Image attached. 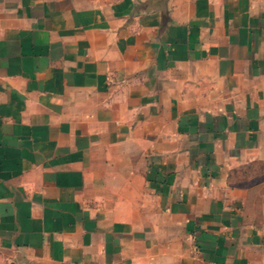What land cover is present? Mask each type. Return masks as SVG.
<instances>
[{
  "label": "crops",
  "instance_id": "1",
  "mask_svg": "<svg viewBox=\"0 0 264 264\" xmlns=\"http://www.w3.org/2000/svg\"><path fill=\"white\" fill-rule=\"evenodd\" d=\"M0 264H264V0H0Z\"/></svg>",
  "mask_w": 264,
  "mask_h": 264
}]
</instances>
